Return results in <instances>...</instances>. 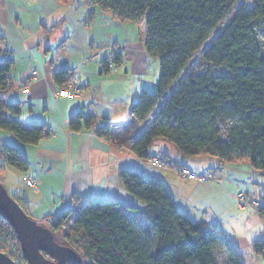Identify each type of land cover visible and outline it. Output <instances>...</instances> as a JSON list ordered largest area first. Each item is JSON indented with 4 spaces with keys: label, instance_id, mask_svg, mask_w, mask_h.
<instances>
[{
    "label": "trees",
    "instance_id": "obj_1",
    "mask_svg": "<svg viewBox=\"0 0 264 264\" xmlns=\"http://www.w3.org/2000/svg\"><path fill=\"white\" fill-rule=\"evenodd\" d=\"M80 1L88 15L107 11L118 21L143 23L142 44L157 60L158 75L155 91L142 90L130 103L124 124L102 119L95 125L91 116L77 112L67 120L71 131L82 125L93 128L96 135L125 144L140 159L157 157L155 152L169 157L164 149L151 148L159 140L173 144L182 156L247 161L264 171V0L237 6L238 0ZM119 58L115 52L103 60V70L112 69ZM11 64L0 60V130L35 144L51 131L42 122L13 118L20 114V102L3 96L13 85ZM51 76L56 91L67 85L72 72L58 68ZM53 91V98L63 97ZM5 165L25 170L27 160L16 146L1 142L0 168ZM118 174L143 206L87 201L77 210L41 219L64 240L68 233L61 227L67 221L82 235L89 259L85 262L78 254L66 264H243L221 229L203 219L192 220L176 207L160 176L132 168ZM1 235L10 238V249L15 248L24 264L15 232L0 216ZM252 247L262 253L264 241H254ZM10 249L0 237V250L9 254Z\"/></svg>",
    "mask_w": 264,
    "mask_h": 264
},
{
    "label": "crops",
    "instance_id": "obj_2",
    "mask_svg": "<svg viewBox=\"0 0 264 264\" xmlns=\"http://www.w3.org/2000/svg\"><path fill=\"white\" fill-rule=\"evenodd\" d=\"M134 24L118 21L107 11L88 15L80 0L65 4L58 0H0V60H11L13 84L3 96L20 102L17 119L42 122L51 131L35 144L0 133L3 142L16 146L27 160L25 170L15 169L16 178L36 183L35 187L25 184L27 191L18 199L19 205L42 219L66 209L65 197L78 205L111 195L118 187L120 199L126 202L118 201L143 206L140 200L121 193L118 171L130 164L144 175L160 176L176 207L190 219H203L221 229L243 264H264V251L256 253L252 247L254 241H264V171L247 161L220 163L210 156H182L164 141L157 150L169 149L173 154L164 158L155 152L166 163L156 167L125 144L96 135L93 128H68L69 116L77 112L91 116L95 125L102 119L124 124L130 103L142 90L148 91L149 84H155L158 67L149 68L155 58L147 55L141 30L134 34ZM115 52L119 62L104 71L103 60ZM58 68L72 72L68 83L77 78L80 93L53 98L56 85L51 74ZM32 69L36 78L23 92L20 84ZM171 161L197 174L212 175L206 181L181 176ZM238 192L244 193L248 205H235Z\"/></svg>",
    "mask_w": 264,
    "mask_h": 264
},
{
    "label": "water",
    "instance_id": "obj_3",
    "mask_svg": "<svg viewBox=\"0 0 264 264\" xmlns=\"http://www.w3.org/2000/svg\"><path fill=\"white\" fill-rule=\"evenodd\" d=\"M0 216L15 232L24 264H66L77 257L78 253L71 245L56 240L54 231L47 224L27 215L1 182ZM0 264L17 263L0 250Z\"/></svg>",
    "mask_w": 264,
    "mask_h": 264
},
{
    "label": "rangeland",
    "instance_id": "obj_4",
    "mask_svg": "<svg viewBox=\"0 0 264 264\" xmlns=\"http://www.w3.org/2000/svg\"><path fill=\"white\" fill-rule=\"evenodd\" d=\"M250 1L251 0H238L237 3H236V6L243 3L245 5H250ZM135 25V24H134ZM136 29L134 30V34L136 35L139 34L138 31L141 30V32H143V29H144V25L143 23H136ZM136 32V33H135ZM158 67V63H157V60H153L152 62H150L149 64V68L150 70H152L154 67ZM217 71L219 72H223L222 68H217ZM68 84V83H67ZM148 91L149 92H154L155 91V87L154 85H151L149 84L148 85ZM81 92V90H80ZM79 92V93H80ZM77 95V94H76ZM7 100H10L8 99V96L5 97ZM12 101V100H10ZM8 117H12L11 115L8 114ZM18 116H15L13 118H17ZM21 121V120H20ZM0 133L5 135L6 131L4 130H0ZM7 135V134H6ZM3 142L2 140V137L0 135V143ZM158 143H159V140L157 141V143H155L154 145L151 146V148H154V149H157L158 147ZM170 148H172V150L175 151V148L173 146V144L169 143V142H165ZM165 150V149H164ZM166 152H168L169 154L172 153L173 151H170L169 149L168 150H165ZM175 153V152H174ZM173 154V153H172ZM159 157V156H157ZM161 159V158H160ZM162 160V159H161ZM127 166V165H126ZM131 165L128 164V167H125V168H132L130 167ZM16 170L8 165H5L4 167L0 168V182L1 183H4L5 186L7 187V190H8V194L14 198V200L18 203V199L21 197V196H24L23 194L26 193V189H25V184L24 181L22 179H17L16 177ZM116 185V184H114ZM28 186V185H26ZM31 187V186H29ZM32 187H35V186H32ZM121 193H124L125 195H131L124 187L123 183L121 184ZM124 187V188H123ZM111 195H106L105 197H99L97 199H93V201H98V202H107V201H111V200H117V199H120L121 198V195H120V189H118V187H114V189H112L111 191ZM120 200H125V199H120ZM69 199L68 197H65L64 199V203L66 206V209H73V210H77L79 209L81 206H82V203H79L78 205H76L73 201V200H70L69 203H68ZM92 201V200H90ZM87 201H84V203H86ZM126 202V200L124 201ZM68 203V204H67ZM19 204V203H18ZM254 208H256V206H254ZM25 213L33 218H35V220L41 222L42 224H49V221H42L40 219V217L36 216L34 213H31V212H28L27 210H25ZM58 213V212H57ZM61 231H66L68 233V235L65 237L66 239L64 240L62 238V234L61 232H56L55 233V238L56 240H58L60 243H70V245L76 250V252L81 255L82 257H84L85 259V262H87V259L88 256H85V242H84V239L82 237V235L80 234V232L78 231H75L73 230V228L71 227L70 225V222L67 221V223H65L62 227H61ZM1 239H2V242L7 245L8 249H10V244L12 243V241L10 240L9 237H5L4 235H1L0 236ZM11 253H9V255L15 260V262L17 264H21L20 263V259L17 257V252L15 251V248H11Z\"/></svg>",
    "mask_w": 264,
    "mask_h": 264
},
{
    "label": "built area",
    "instance_id": "obj_5",
    "mask_svg": "<svg viewBox=\"0 0 264 264\" xmlns=\"http://www.w3.org/2000/svg\"><path fill=\"white\" fill-rule=\"evenodd\" d=\"M36 74H37L36 70L32 69L30 71L29 75L23 80V83L20 84L21 90L23 92L28 91V87H29L31 81L36 78ZM80 90H81V87L77 81V78H72L71 81L65 87H62L56 91H53V95L54 96L59 95V96L71 98V97L76 96V94H78L80 92ZM147 162L150 165H154L156 167L166 166V163H164L163 160H161L159 157H156V156L147 159ZM174 169L181 176H184L187 178H192V179H197L198 181H206L212 175L211 172H207L204 174H197V173L193 172L190 168H188L187 166H184V165L174 167ZM25 183H26V185L31 186V187L36 186L34 179L28 178V179H26ZM234 203L237 207H244V206L248 205V201H247L243 192L236 193V195L234 196Z\"/></svg>",
    "mask_w": 264,
    "mask_h": 264
}]
</instances>
